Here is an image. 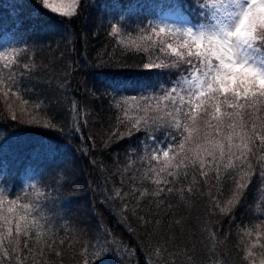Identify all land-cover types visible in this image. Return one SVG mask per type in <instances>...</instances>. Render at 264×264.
Masks as SVG:
<instances>
[{
	"label": "trees",
	"instance_id": "trees-1",
	"mask_svg": "<svg viewBox=\"0 0 264 264\" xmlns=\"http://www.w3.org/2000/svg\"><path fill=\"white\" fill-rule=\"evenodd\" d=\"M127 2L121 0L125 5ZM183 2L191 4L192 0ZM112 3L81 0L78 14L69 19L41 9L37 0H0V41L2 45L28 48L21 63L34 65L33 71L28 74L18 67L16 72L23 74L21 83L29 89L27 95L43 100V111L57 125L45 129L13 121L0 101L3 140L51 145L55 149L38 161L30 159L27 151L16 159L2 157L7 162L9 192L34 180L49 193L50 232L43 239L51 235L61 255L56 256L45 244V255L35 259L30 255L25 264H84L85 255L92 264H249L244 259L245 246L250 240L256 242V236H245L243 230L264 220V176L255 158L254 174L227 215L219 208L213 210L211 197L221 202L231 198L235 179H239L231 169H222L219 181L216 173L210 172L207 183L195 169H188L187 179L181 176L169 185L183 192L148 195L137 201L140 191L134 189L151 191L155 187L144 178L146 164L140 159L146 133L109 140L112 131L117 127L123 130V126L118 124L121 112L106 84L126 81L129 87L123 95L136 94L131 85L149 73L141 67L143 53L127 50L108 34L114 14ZM10 8L18 12L19 25L14 30L1 13ZM191 19L198 22L195 15ZM151 74L159 76L162 83L177 75L175 70L157 69ZM73 102L78 115L71 111ZM130 162L132 167L128 168ZM193 174L197 183L188 192ZM117 189L128 195L123 199L114 197ZM35 195L31 193L32 198ZM124 204L128 205L127 211H122ZM213 232L215 240L210 238ZM261 244L264 236L252 249L255 264L264 259ZM30 246L37 252L41 247L34 241ZM156 246L164 249L160 256L154 254ZM101 249L110 254L99 258L90 255Z\"/></svg>",
	"mask_w": 264,
	"mask_h": 264
},
{
	"label": "snow or ice",
	"instance_id": "snow-or-ice-1",
	"mask_svg": "<svg viewBox=\"0 0 264 264\" xmlns=\"http://www.w3.org/2000/svg\"><path fill=\"white\" fill-rule=\"evenodd\" d=\"M37 3L47 12L70 19L78 14L81 0ZM112 9L108 34L127 50L143 53L141 67L149 73L131 85L136 94L123 95L129 87L126 81L106 84L121 112L118 124L123 126V130L117 127L112 131L109 140L146 133L140 159L146 164L144 178L155 187L151 191L134 189L140 191L137 201L148 195L183 192L169 185L181 176L187 179L188 169H195L206 183L210 172H215L219 181L221 170L231 169L239 175L231 198L221 202L211 197L213 210L219 208L227 215L254 174L253 158L264 176V0H192L191 4L183 0H128L126 5L113 0ZM192 15L198 17V22L192 21ZM27 52L23 45H0V101L13 121L56 128L43 111L44 101L27 95L29 89L21 83L23 74L16 72L18 67L28 74L33 71L34 65L21 63L22 54ZM152 69L175 70L177 75L162 83L159 76L151 74ZM71 111L79 114L75 102ZM24 151L38 161L55 149L10 140L0 143V264H25L30 255L33 259L45 255V244L56 256L61 255L51 235L43 239L50 230L49 193L42 183L33 180L21 184L14 193L7 190V162L2 157L16 159ZM131 167L132 162L128 165ZM195 183L193 174L188 192L193 191ZM127 195L119 189L114 193L121 199ZM127 210L124 204L122 211ZM243 231L245 236H256V242L250 240V246H245L244 255L249 264H255L252 249L264 236V220ZM210 238L215 240L214 232ZM32 241L41 245L38 252L30 246ZM260 246L264 248V244ZM83 251L88 253L87 246ZM162 251L156 246L154 254L160 256ZM105 254L110 253L101 249L90 255L99 258ZM84 264H92L88 255Z\"/></svg>",
	"mask_w": 264,
	"mask_h": 264
},
{
	"label": "rangeland",
	"instance_id": "rangeland-1",
	"mask_svg": "<svg viewBox=\"0 0 264 264\" xmlns=\"http://www.w3.org/2000/svg\"><path fill=\"white\" fill-rule=\"evenodd\" d=\"M2 15L4 16V19L8 22H11L12 25V30H14V28L19 25V20L16 18L17 17V11H14L12 8L10 9H2L1 10ZM193 21V20H192ZM194 22V21H193ZM8 33H12L9 32ZM4 42L6 43L7 41L4 40ZM2 41H0V45H2ZM261 261V260H260ZM260 261L258 262L260 264Z\"/></svg>",
	"mask_w": 264,
	"mask_h": 264
}]
</instances>
